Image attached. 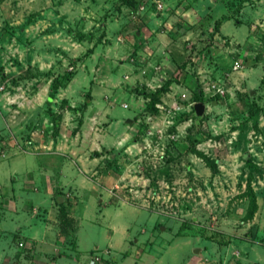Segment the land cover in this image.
Instances as JSON below:
<instances>
[{"label":"rangeland","instance_id":"obj_1","mask_svg":"<svg viewBox=\"0 0 264 264\" xmlns=\"http://www.w3.org/2000/svg\"><path fill=\"white\" fill-rule=\"evenodd\" d=\"M107 103L129 114L110 131ZM53 126L86 144L88 171L64 157L87 175L72 220L56 221L60 188L49 206L24 181L30 157L3 155ZM0 195V264H264V0H0ZM30 211L42 262L23 256Z\"/></svg>","mask_w":264,"mask_h":264},{"label":"crops","instance_id":"obj_2","mask_svg":"<svg viewBox=\"0 0 264 264\" xmlns=\"http://www.w3.org/2000/svg\"><path fill=\"white\" fill-rule=\"evenodd\" d=\"M211 2H214V0H210ZM225 9V7H224ZM230 21L228 18L225 20V22ZM236 33V32H235ZM244 73V72H242ZM165 96V95H164ZM99 102V101H94ZM113 104V103H112ZM115 105V104H114ZM114 105L110 106L108 105V103L106 105H103L101 107L104 108V111L106 113V116L108 115V117L110 119H112L109 124L108 127L106 129H109L108 131H110L111 129H114L113 126L118 123V122H124L126 121V119L128 118L129 114H114ZM89 107V105H87V108ZM90 107H93V104L90 105ZM122 107V106H121ZM124 108V107H122ZM127 108V107H125ZM63 117V115H62ZM53 123V122H52ZM55 123H53L54 125ZM119 125V124H118ZM125 126V125H123ZM122 126V127H123ZM116 128V127H115ZM54 126L51 132H54ZM61 127L60 129H58V134L56 133V135L50 134L51 139L45 141V139H42V135L39 136L38 134H36L35 136L37 138H41V142H39L37 139H33L32 143L28 146H25L26 148L21 147L20 145H14V146H10L8 148V150L4 151L3 155L5 157H7L9 160H12L14 158L18 159L19 155L20 156H24L27 155L29 158V163L28 166L29 168L25 171V180L24 181H28V182H33L34 184L37 182V184H41V182H46L44 185H42L41 187H37V189L34 191L38 196H41V202L47 203L48 205L51 206V203L53 199V188L54 186H57L58 188H60V190L62 191V193H58L54 195V198L56 196L61 197L62 202L59 203L58 205L56 204V210L59 212V215L56 218V221L58 220H62L65 218L69 219H73V217L75 216L73 213H71L68 209L72 206V204H78L75 200V195H77V193L75 194V192L80 191L78 187V185L80 184V182L86 183V180H84V178L87 176L85 173V175H81L79 177V179L77 178V176H73V175H65V171H66V167L64 165H67L68 163L64 161V157L67 154V151H69L70 153H72L73 155L75 154L77 157L76 159H79L81 161V163L83 164L84 167V171H88V169H90L88 162H83L82 161V154H83V148L85 149V145L82 148H79L78 145L79 143H76V145L74 144V139L73 141L71 140L69 143L66 141V137H64V133H62L61 131ZM122 133L116 132V135H108V142H110V144L112 146H114L113 149H120L123 148V145L125 143H127L129 137H130V133L128 132V130H122ZM112 133L114 134V131L112 130ZM107 134V133H106ZM140 141H138L139 144ZM104 145V144H103ZM18 146V147H17ZM111 147H109L108 149H110ZM128 149H130V145H128V147H126ZM7 149V148H6ZM10 149V150H9ZM20 150V152H13L14 150ZM13 150V151H11ZM11 151V153H9ZM120 151V150H118ZM18 153V154H17ZM110 156L113 155V153H109ZM74 155V156H75ZM41 158V160L39 159ZM23 160V159H22ZM59 161L61 163H59ZM74 161V160H73ZM23 162H21L22 164ZM69 166V164H68ZM95 172V174H98L97 170L93 171V173ZM57 173V174H56ZM119 178V177H118ZM89 179V178H88ZM110 179H106V181L108 182ZM69 185H67V183H69ZM106 182V183H107ZM48 183V184H47ZM89 184V183H88ZM45 185H49V187L51 188L47 190V188H43V186ZM66 185L68 186V188L66 187ZM82 186V185H81ZM80 186V187H81ZM101 186L105 187L108 189V193H110L109 188L107 187L108 185H102ZM40 188H42L43 190H40ZM16 189V188H15ZM15 189L13 190V188L11 189L10 193L12 194L14 200L16 199L14 195H16V191ZM23 189V188H22ZM18 191V196H20V194H22L23 190ZM71 189H74L71 191ZM41 192V193H40ZM1 196V195H0ZM44 196H46L44 198ZM50 196V197H49ZM52 197V198H51ZM75 201V202H74ZM14 202V201H13ZM15 203V202H14ZM53 205V204H52ZM53 207V206H52ZM51 208L48 209H44L45 212H43L44 214H47L49 212ZM54 209V208H53ZM13 210L16 212L17 209ZM13 210L10 209V211L13 212ZM4 211V212H3ZM7 210L4 208H0V213L3 214L5 213ZM30 214L32 215L31 219L34 220H30L31 222H29L28 227V231L31 232L32 236H31V240L29 242H25L22 241V244H26V248L23 250V256L24 257H30V258H34L35 257V261H40L42 262L43 258H45V253L46 250L44 248H42V246L47 245V243L49 242V238L47 237V220L43 218H37L35 212L30 211ZM61 217H63L61 219ZM50 223V222H49ZM4 227V226H3ZM58 228H63L62 225H60L58 223ZM126 231H123V234H125ZM56 238V237H55ZM51 242V241H50ZM49 242V243H50ZM56 242V241H55ZM112 245V247L117 246L116 243L115 245H113V243H110Z\"/></svg>","mask_w":264,"mask_h":264},{"label":"trees","instance_id":"obj_3","mask_svg":"<svg viewBox=\"0 0 264 264\" xmlns=\"http://www.w3.org/2000/svg\"><path fill=\"white\" fill-rule=\"evenodd\" d=\"M55 89H56V87H53V91H55ZM53 91H52V93L51 94H53ZM51 97V96H50ZM196 100H204V99H202V98H199V99H196ZM155 101V100H154ZM158 101V99L155 101V102H157ZM193 112V111H192ZM188 117H194V115H193V113H190V114H188L187 115ZM186 116H184L183 118H185ZM202 119H203V117L201 118V121H202ZM200 121V122H201ZM199 126V124L197 125L195 122H194V127L195 128H197ZM54 132H57V130H54ZM248 156H249V154H248ZM249 189V196H250V206H249V208H248V210H247V212H246V215H245V218L247 219V220H249V219H252L253 218V215H254V213L256 212V210H257V203H256V198H255V195H254V193L252 192V190H251V188L249 187L248 188Z\"/></svg>","mask_w":264,"mask_h":264},{"label":"water","instance_id":"obj_4","mask_svg":"<svg viewBox=\"0 0 264 264\" xmlns=\"http://www.w3.org/2000/svg\"><path fill=\"white\" fill-rule=\"evenodd\" d=\"M139 31H137V35H139ZM251 93H253V90H251ZM205 103L201 102V101H197L193 104L192 108H193V115H194V122L198 125L201 121V118L205 115ZM58 202H62L61 197H58L57 199ZM161 229H163V227L161 226ZM195 252L198 251V248H195L194 250ZM92 264V262L90 263Z\"/></svg>","mask_w":264,"mask_h":264},{"label":"built area","instance_id":"obj_5","mask_svg":"<svg viewBox=\"0 0 264 264\" xmlns=\"http://www.w3.org/2000/svg\"><path fill=\"white\" fill-rule=\"evenodd\" d=\"M235 67H237V65H235ZM123 106H124V107H126L127 105H126V104H124Z\"/></svg>","mask_w":264,"mask_h":264}]
</instances>
